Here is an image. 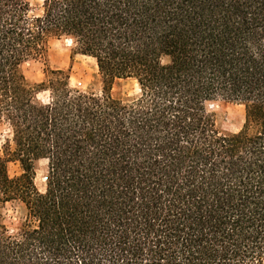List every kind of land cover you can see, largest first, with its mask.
Masks as SVG:
<instances>
[{
    "label": "trees",
    "instance_id": "obj_1",
    "mask_svg": "<svg viewBox=\"0 0 264 264\" xmlns=\"http://www.w3.org/2000/svg\"><path fill=\"white\" fill-rule=\"evenodd\" d=\"M62 38L105 73L103 97L49 68ZM130 66L142 78L116 80L137 94L108 102ZM217 102L243 107L238 132ZM1 125L0 264H264V0H0Z\"/></svg>",
    "mask_w": 264,
    "mask_h": 264
},
{
    "label": "rangeland",
    "instance_id": "obj_2",
    "mask_svg": "<svg viewBox=\"0 0 264 264\" xmlns=\"http://www.w3.org/2000/svg\"><path fill=\"white\" fill-rule=\"evenodd\" d=\"M32 5L41 4L42 0H28ZM47 65L51 69L67 70L69 74V84L73 88L82 90H91L99 92L101 90V78L97 72L95 61L81 54L72 51L70 39H54L50 41ZM44 65L37 62L26 67V75L31 82H39L44 78ZM114 88V90H113ZM138 89L134 80L120 79L112 85L111 94L116 98L129 99L137 94ZM216 114L217 127L230 133L238 132L243 125L244 112L241 105L225 102H217L210 106ZM8 135L5 126H0V146L4 138ZM46 161L38 160L35 162V179L34 182L38 189H43L44 176L46 174ZM8 173L15 176L20 173L19 165L15 162L8 163ZM2 223L9 229L17 227L22 214L23 207L18 202L6 204L1 210Z\"/></svg>",
    "mask_w": 264,
    "mask_h": 264
},
{
    "label": "clouds",
    "instance_id": "obj_3",
    "mask_svg": "<svg viewBox=\"0 0 264 264\" xmlns=\"http://www.w3.org/2000/svg\"><path fill=\"white\" fill-rule=\"evenodd\" d=\"M62 2H63V0H62ZM63 7H66V5H65L64 3H63ZM129 51L134 52L135 49H129ZM101 57H103V54H101ZM96 67H97V72H98V74H99V76H100V78H101V96L103 97V94H104V90H103V81H104V79L107 78V77H105V73L102 72V71L99 69L98 65H97ZM53 71H56V70L53 69ZM129 72L132 73L133 77L138 76L139 79L142 78L141 75H138V74H137L136 69L130 66V67H128V68L125 70V74H124V75H119V77H118L117 75H114L113 78H112V80L115 81V80L118 79V78H125ZM113 90H114V88H113ZM107 101H108V102H116V97H115V96H110V97L108 98ZM100 103H101V105L103 106L105 102H104L103 99H101ZM120 103L123 104V101H121ZM9 179H11V177H9ZM45 194H46V191H45L44 189H40L39 192H37L36 189H35V190H32L31 188L29 189V197H30L31 200H33V201L35 200V198H36L37 196H42V195H45ZM3 195H4V193H3V192H0V197H2ZM33 219H35V221H36L34 227L29 228V229H27L26 231L32 232V231H37V230H39L40 218H39L38 216H34ZM28 222L30 223V221H28ZM16 231H17V232H20V229L17 228ZM22 238H23V233H21V238H20V239H17L16 237H13L12 239L15 240L16 244H20V243L23 242V239H22ZM9 243H12V240H9Z\"/></svg>",
    "mask_w": 264,
    "mask_h": 264
}]
</instances>
